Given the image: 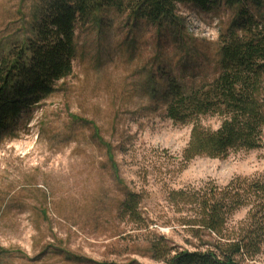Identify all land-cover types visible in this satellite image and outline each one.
Masks as SVG:
<instances>
[{
	"label": "rangeland",
	"instance_id": "374dc122",
	"mask_svg": "<svg viewBox=\"0 0 264 264\" xmlns=\"http://www.w3.org/2000/svg\"><path fill=\"white\" fill-rule=\"evenodd\" d=\"M34 2L0 0V36L20 28ZM177 14L181 26L170 29L113 12L101 27L76 28L71 76L0 141V264H163L149 251L158 236L192 250L168 190L225 186L264 171L262 147L195 158L179 172L191 127L167 119L150 95L168 77L211 78L218 33L233 15L193 5H178ZM200 122L219 126L216 117ZM131 192L141 195L139 218L120 210ZM247 264H264V244Z\"/></svg>",
	"mask_w": 264,
	"mask_h": 264
},
{
	"label": "trees",
	"instance_id": "16d2710c",
	"mask_svg": "<svg viewBox=\"0 0 264 264\" xmlns=\"http://www.w3.org/2000/svg\"><path fill=\"white\" fill-rule=\"evenodd\" d=\"M178 5L202 11L224 7L233 15L218 33L211 78L183 84L168 77L162 92L150 95V104L161 105L167 119L191 127L179 172L195 158L223 159L264 147V0H35L22 26L0 36V141L71 76L77 27H101L110 12L157 28L180 27ZM204 117L218 118V128L202 126ZM99 142L107 151L109 146ZM165 201L179 214L177 225L192 250L158 236L149 245L155 261L247 264L261 254L264 171L225 186L209 181L199 188L168 190ZM140 204V193H125L120 210L139 218ZM240 210L246 215L234 223Z\"/></svg>",
	"mask_w": 264,
	"mask_h": 264
}]
</instances>
